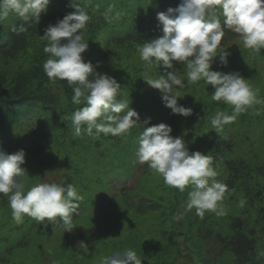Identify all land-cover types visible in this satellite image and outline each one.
<instances>
[{"label": "clouds", "instance_id": "1", "mask_svg": "<svg viewBox=\"0 0 264 264\" xmlns=\"http://www.w3.org/2000/svg\"><path fill=\"white\" fill-rule=\"evenodd\" d=\"M50 3L51 0H0V24L15 15L20 23L11 25V31L26 32L40 23ZM71 6L75 11L49 24L41 38L46 41L44 52L49 55L43 64L46 75L49 79L66 81L72 88V103L84 105L70 117L75 134L80 135L83 130L89 135L127 138L132 129L142 128L136 161L147 164L169 187L181 193L190 189L184 211L195 209L201 218L206 212L226 215L223 201L228 187L217 179L214 158L190 151L183 137L171 135L173 129L168 124L147 126L150 117L139 123V113L129 107V101L118 99L122 96L121 84L112 76L98 73L99 62L95 67L90 61L85 62L82 54L89 45L84 32L90 16L77 0H72ZM156 18L163 35L146 41L139 54L147 68L162 69L163 74L154 79L146 73L143 80L160 91L163 105L173 115L193 114L191 108L178 103V98H182L179 90L186 85L175 64L185 67L189 84L203 80L213 89V101L232 107L231 114L217 111L211 118L217 135L239 114L260 103L257 93L239 72L212 70V64L217 57L222 65L228 64L230 53L221 44L225 27L239 35L244 48L264 47V0H182L176 8L158 12ZM25 157L23 149L13 154L0 151V194L7 198L13 219L20 223L27 216L40 223H57L64 232L72 231L83 194L72 184L57 183H37L25 192L29 177L23 167ZM240 203L243 206L244 201ZM183 214L179 212L175 219H182ZM101 264H143V261L134 250L125 249L103 257Z\"/></svg>", "mask_w": 264, "mask_h": 264}, {"label": "rangeland", "instance_id": "2", "mask_svg": "<svg viewBox=\"0 0 264 264\" xmlns=\"http://www.w3.org/2000/svg\"><path fill=\"white\" fill-rule=\"evenodd\" d=\"M83 1L88 3L92 0ZM96 1L102 4L108 3L107 0ZM59 9V4L51 0L47 12ZM221 15L222 12L219 13V16ZM118 30L122 31L123 28ZM232 40L223 44L226 51L230 52L243 47L240 37ZM127 55L125 53L124 57ZM217 60L219 58L215 59ZM137 61V53H133L130 65L138 64ZM253 63L251 76L253 75L254 80L247 79V81L257 93L260 103L253 104L245 112L239 114L237 119L225 126L220 134H223L225 130L228 131L231 136V145L236 153L243 157L251 167H262V171L256 173V180L261 185V188L257 187V189L263 191L262 202L249 204L245 201L243 193L238 194L234 199L226 193L223 204L227 214L217 216L206 212L201 218L196 215L195 209L184 211L190 189L186 188L181 193L169 187L162 176L149 167L143 168L145 164L141 165L136 161L135 152L142 128L132 129L127 138L109 135L102 140L95 134L89 135L82 130L81 133L84 135L74 137L75 134H70L64 146H56L57 150H64L72 162L77 164L75 170L78 172V181L73 185L84 196L73 218V230L65 237V232L59 225L50 232V225L47 221L38 225L35 220L27 216L22 222L17 223L12 217L10 207L0 206V239L9 233L6 238L13 241L6 243V247L2 245L4 251L0 255V264H101L103 257L125 249L134 250L143 264H151V260L145 257V253H151L152 257L158 255L160 247L157 239L164 240L161 233L163 228L169 226L171 230L178 231L179 237L183 230L191 231L193 237L198 240L201 230L211 229L215 232L224 231L227 228L229 230L230 217L249 219L250 229L260 237L259 245L264 253V86L260 92L258 83H254L258 80L263 81L264 69L259 59ZM135 67L137 66L134 65L124 71L123 65L119 68V76L115 79L123 84H121L122 87H126L127 93L143 116L147 118L158 115L168 117L170 114L168 112L171 110L163 105L160 91L152 88L143 80L146 73L154 79L159 78L163 70L145 66L142 72L139 67ZM184 82L186 86L179 90L182 98H178V103L191 108L193 114L188 117L176 115L178 125H180L177 137H183L190 151H200L209 155L212 143L217 137L210 123L211 118L217 111L231 114L232 107L225 104L228 111L223 110L221 108L223 102L212 100L213 89L202 80L192 84H189L187 80ZM37 120L40 122L41 119L34 114L27 116V119H24V126L29 127L30 122ZM233 129L235 132L231 131ZM58 130L60 127L56 129ZM12 138L13 140L18 138L16 132L12 134ZM62 138L63 135L54 140L57 145ZM74 140L75 144L72 143ZM36 155L39 154L36 153ZM52 155L56 157L55 153ZM45 158L49 160L47 155L40 158L37 156L35 160V156L30 154L32 161L27 160L24 168L26 170L38 168V170L34 174L35 178L33 174L28 175L25 192L37 183L63 185L67 173L65 169L48 172L46 175L44 172L41 173L45 169L42 165L47 164ZM241 201H244L243 206H241ZM134 203H138L137 209L144 210L145 213L133 212L125 206ZM181 211L184 212L182 219H175ZM163 213H165L164 217ZM76 224L77 226L84 224L82 228L87 233L93 225L99 233L93 238H88L85 234L77 232ZM51 226L54 227V223H51ZM141 233H144V239L140 249L136 248L140 242L134 243L133 241ZM81 243L85 246H80ZM206 246L213 257H218L221 253L222 246L216 239L209 241ZM259 264H264V258Z\"/></svg>", "mask_w": 264, "mask_h": 264}, {"label": "trees", "instance_id": "3", "mask_svg": "<svg viewBox=\"0 0 264 264\" xmlns=\"http://www.w3.org/2000/svg\"><path fill=\"white\" fill-rule=\"evenodd\" d=\"M55 2L59 4L60 9L42 14L40 23L33 24L26 32L17 34L11 31V25L20 23L15 15H10L4 23L0 24V151L13 154L26 148V161H32L30 154L35 156V160L37 156L40 158L47 155L49 160L45 158L47 164L42 160L44 163L42 166L45 169L41 173L44 172L46 175L48 172L65 169L67 173L62 184L66 186L78 181V172L75 170L77 164L72 162L64 150H57L56 146H64L66 140L69 139L68 135L75 134L70 117L77 108L84 105L73 104L72 88L67 82L49 79L43 69L44 62L49 58V55L44 52L46 41L41 38L44 30L49 24H55L58 19L75 11V8L71 6L72 0H55ZM77 2L90 16L84 32L85 40L89 45L86 52L82 54L85 62L90 61L94 67L99 62V66L96 67L98 73L116 78L119 76V68L123 65L124 71L134 65L137 66L135 68L139 67V70L144 71L145 64L140 59V47L146 41L163 35L162 25L156 18L157 13L167 12L170 7L176 8L182 0H107V4L95 2V0L88 3L83 0H77ZM223 19L221 15V22ZM120 28L123 30L119 31ZM224 32L222 45L239 38L238 34L226 27ZM125 53L128 54L126 57H124ZM133 53H137L138 64L130 65ZM229 53L227 66L217 60L213 62L212 70L224 73L238 71L246 80H254L253 75L251 76L253 62L259 59L264 69V47L259 50L241 48ZM174 67L179 70L182 80H187L185 67L179 64H175ZM157 70L162 71V69ZM92 78L89 77L90 80ZM254 83H258V91L261 92L264 79ZM122 96L124 97L120 96L118 99H125L131 103L129 107L139 113V123L142 124L147 117L137 110V105L132 101L124 86ZM221 108L228 111L224 103ZM168 113H170L168 117L154 116L147 126L168 124L173 129L171 135L177 137L180 132L178 118L171 111ZM32 114L40 118V122L37 120L30 122L29 127L24 126V119ZM58 127L60 130L56 131ZM231 131L235 132L234 129ZM14 132L18 138L13 140ZM62 135L63 138L57 145L54 140ZM82 135L84 133L75 134L74 137ZM104 137L102 134L98 136L100 140ZM72 143L75 144L76 141ZM211 148L209 155L214 158V165L217 166V179L228 187L226 193L232 199L243 193L245 201L249 204L262 202L263 191L257 189V187L261 188V185L256 180V173L262 171V167H251L243 157L236 153L231 145L230 133L225 130L223 134H218ZM53 153L56 157L52 155ZM25 165L26 163L23 167ZM143 168H148V166L145 164ZM37 170L38 168H33L27 170V173L31 176L33 174L35 178L34 174ZM7 204V198L0 194V206L6 207ZM128 204L125 205L128 206V210L145 213L144 210L137 209L138 203ZM164 214H162L163 217ZM246 220L230 217L229 230L228 228L224 231L219 230V232L211 229L201 230L199 234L196 232L198 240L193 237L191 231L183 230L179 237L178 231L171 230L167 226L161 230L164 240L157 239L160 247L158 255L152 257L151 253H145V257L151 260V264H259L264 258L263 248L259 245L260 237L250 229L249 219L246 218ZM49 225L50 232L58 228L57 223H54V227L50 223ZM83 226L84 224L78 226L76 224L75 229L79 234H85L88 238H93L99 233L93 225L89 233L82 228ZM8 235L9 233L0 239V255L4 251L2 245L13 242L6 238ZM67 235L68 231H65V237ZM182 237L184 238L181 240ZM143 239L144 233L134 239V243L140 242L136 248H142ZM212 239H216L222 246L218 257H213L211 251L207 249L206 244Z\"/></svg>", "mask_w": 264, "mask_h": 264}]
</instances>
